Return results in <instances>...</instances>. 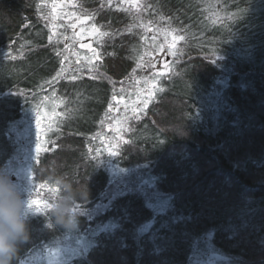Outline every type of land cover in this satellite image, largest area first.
<instances>
[{
	"label": "trees",
	"instance_id": "obj_1",
	"mask_svg": "<svg viewBox=\"0 0 264 264\" xmlns=\"http://www.w3.org/2000/svg\"><path fill=\"white\" fill-rule=\"evenodd\" d=\"M132 1L0 0V168L13 176L33 138L41 151L31 176L15 177L25 199L58 200L63 188L49 177L83 193L70 228L49 209L28 215L14 264L68 235L92 244L65 264H196L211 250L230 264H264V69L242 65L259 53L264 0H216L233 15L217 20L207 0ZM78 32L93 39L97 57L79 59ZM176 41L174 67L157 77L154 59ZM156 80L165 89L141 112L115 114L117 98ZM214 90L222 94H202ZM111 165L120 178L147 182L120 191ZM157 200L159 212L149 203Z\"/></svg>",
	"mask_w": 264,
	"mask_h": 264
},
{
	"label": "rangeland",
	"instance_id": "obj_2",
	"mask_svg": "<svg viewBox=\"0 0 264 264\" xmlns=\"http://www.w3.org/2000/svg\"><path fill=\"white\" fill-rule=\"evenodd\" d=\"M214 1L216 0H207L208 2V12L213 15V19L217 20L219 17L217 14H220L221 17L225 18H232L233 15H231V12H224L225 10H222L219 6H217V2L214 4ZM135 5H138L140 3V0H133L132 1ZM61 7L62 3L59 1L54 3L53 11L57 14L61 13ZM257 10L262 11L259 13V16L262 19V24L264 26V4L259 6ZM227 14V15H226ZM239 18V17H238ZM173 33V31L171 32ZM264 33V31H263ZM81 40L77 43V52L79 53V59L82 58V61L84 62L88 57H97L94 53H97L96 48L93 46V39L87 38L86 35L82 34L81 32H78ZM172 40L177 39L174 35L171 38ZM177 41L179 42L180 39L178 38ZM173 42L168 45V51L163 55V53L159 54L153 62L154 70L157 71V77H162L164 74L171 71V69L174 67V58L177 54V43ZM258 44L259 53L253 54V55H246L245 54V60L242 61V65L246 66L249 65L251 62L252 65L257 66L259 69H264V37L263 39L256 40ZM82 45H88L89 47H82ZM79 49V51H78ZM160 51H163V48L160 49ZM260 54V55H259ZM250 64V65H251ZM253 67V66H252ZM225 70H223L224 72ZM224 75L227 77V74L224 73ZM227 79L224 77L223 79L218 80V83H215V86L220 85L221 87H224L226 85ZM139 92L135 93L134 95H131L129 97H123V98H117L115 100V114H118L119 118H121L126 113H130L129 115H134L136 112H141L143 108H145L152 100H154L160 90H164L165 88L159 83V81H152L149 84L148 83H141ZM160 84V86H159ZM203 96H220L222 94V91L220 90H214L210 91V93L202 92ZM217 100V99H210V101ZM56 108H46L43 110V113L41 116L44 117L42 120V126L46 119H50V116L53 115L56 112ZM37 120V119H36ZM34 126H36V121L34 122ZM118 128L116 126H113V128H109V130L112 131V133L116 132ZM37 133V132H36ZM117 134H120L117 132ZM115 139L113 140L106 139L105 140V148L110 150L111 152H114L115 150ZM32 143V146L27 147L23 152V157H20L18 160V166L14 169L13 179L16 180V176H24L28 175V172L32 170V163L34 161V157L36 155V143L34 142V139L32 138V141H28V145ZM113 148V149H112ZM110 173L112 176V181L117 182L118 181V189L120 191H128L130 189H142V186L147 182L146 180H139L135 182V180L132 178L131 174L125 172L120 178L121 171L118 172L117 168L114 166H110ZM121 180V181H120ZM154 209L159 212L163 210V201L157 200L155 203L149 202ZM163 212V211H162ZM151 222L147 223L143 228L147 229L150 226ZM109 226V225H108ZM111 225L105 229H110ZM63 245L61 247H57L54 250L50 251L48 254L43 255L39 257L37 260L32 261L30 264H65L68 261H71L76 255L84 252H88L89 248L92 244V241L89 239V237L82 236L81 235V241H73L72 236L68 235L66 239V243L63 241L61 242ZM196 264H230L229 259L219 253H215L211 250V254H206L205 257H198Z\"/></svg>",
	"mask_w": 264,
	"mask_h": 264
},
{
	"label": "clouds",
	"instance_id": "obj_3",
	"mask_svg": "<svg viewBox=\"0 0 264 264\" xmlns=\"http://www.w3.org/2000/svg\"><path fill=\"white\" fill-rule=\"evenodd\" d=\"M60 184L63 195L49 208L57 224L70 228L77 222L75 203L80 193L60 177H49ZM27 199L20 185L0 168V264H14L22 243L29 238Z\"/></svg>",
	"mask_w": 264,
	"mask_h": 264
},
{
	"label": "snow or ice",
	"instance_id": "obj_4",
	"mask_svg": "<svg viewBox=\"0 0 264 264\" xmlns=\"http://www.w3.org/2000/svg\"><path fill=\"white\" fill-rule=\"evenodd\" d=\"M103 35H107V33H103ZM82 47H89V46L88 45H82ZM94 54L97 56L99 55L98 53H94ZM6 55L10 56L11 54L7 53ZM59 75H60V73H57V77H59ZM55 78L56 77H54V79ZM93 79H95V77H93ZM18 95L24 97L26 102H27V98L25 97V94L23 92L18 93ZM43 119H44L43 116H39V115L37 116L36 127L38 130L41 129ZM40 151H41V145L39 142H37V145H36L37 154H39ZM28 175L31 176V171L28 172ZM40 187L44 188V187H46V185L41 184ZM54 191H59V189H54ZM50 206L51 205H49L47 202L42 201L39 198H36V199L30 198L27 200V207H28V213L27 214L29 215L31 213V214H37V215H45L47 213V210L50 208Z\"/></svg>",
	"mask_w": 264,
	"mask_h": 264
}]
</instances>
